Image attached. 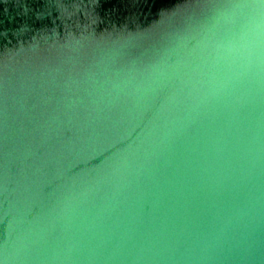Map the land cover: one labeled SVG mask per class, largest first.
<instances>
[{"label": "water", "instance_id": "obj_1", "mask_svg": "<svg viewBox=\"0 0 264 264\" xmlns=\"http://www.w3.org/2000/svg\"><path fill=\"white\" fill-rule=\"evenodd\" d=\"M0 264H264V0H0Z\"/></svg>", "mask_w": 264, "mask_h": 264}]
</instances>
